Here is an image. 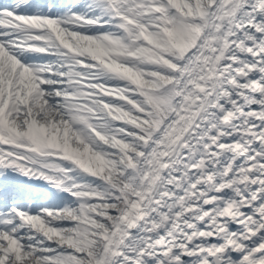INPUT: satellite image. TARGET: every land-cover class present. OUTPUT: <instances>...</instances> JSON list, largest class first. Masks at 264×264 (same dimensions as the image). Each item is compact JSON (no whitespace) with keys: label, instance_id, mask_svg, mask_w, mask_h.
I'll list each match as a JSON object with an SVG mask.
<instances>
[{"label":"bare ground","instance_id":"bare-ground-1","mask_svg":"<svg viewBox=\"0 0 264 264\" xmlns=\"http://www.w3.org/2000/svg\"><path fill=\"white\" fill-rule=\"evenodd\" d=\"M75 2L0 0V78L4 82L0 102L16 96L31 101V88L37 90L42 82L38 73L46 70L36 60L43 55L32 46L34 30L48 28L70 51L86 53L129 76L123 63L107 58L98 45L73 32L70 10L85 8L80 0ZM213 10L210 37L200 47L203 56L193 54L187 65L190 76L181 82L185 93L180 111L155 142L141 187L128 204L132 215L121 214L115 225L117 235L108 240L98 264H162L164 254L172 264H211L210 255L221 251L227 252L224 264H264V155L258 146L264 135V0H220ZM47 11L62 18L64 29L31 15ZM169 30L180 32L179 23L174 21ZM254 89L259 91L255 99L250 95ZM252 101L257 110L250 107ZM41 105L31 109L28 104L9 122V130L2 128L3 112L0 136L5 133L11 141L23 135L19 122L25 114H41ZM224 121L229 122L228 129ZM37 138L46 143L39 132ZM233 157L240 160L238 166L230 160ZM0 168L14 176L16 186L31 180L33 190L43 181L31 167L2 154ZM75 172L87 175L80 167ZM223 186L231 188V194L223 196ZM12 187L4 195L16 193ZM226 215L233 217L234 229L228 227ZM208 225L218 241L205 240L211 231ZM190 236L195 242L187 246ZM181 249L188 252V261L177 258Z\"/></svg>","mask_w":264,"mask_h":264},{"label":"rangeland","instance_id":"rangeland-1","mask_svg":"<svg viewBox=\"0 0 264 264\" xmlns=\"http://www.w3.org/2000/svg\"><path fill=\"white\" fill-rule=\"evenodd\" d=\"M75 1L79 3V0ZM80 1L85 6L83 11L70 10L73 32L80 33L87 41L98 45L107 58L123 63L129 76L117 73L140 91L137 71L119 58L124 46L121 35L126 27L133 25V17H138L141 13L140 19L146 22L150 16L155 23L153 24L161 28L178 48L181 61L174 69L172 78L175 96L170 101L160 104L165 118L148 136L146 148L139 155L140 159L136 164L138 180L128 199V192L121 189L118 184L112 181L107 183L106 178L90 176V173H93L92 161L84 157L87 150L94 145H100L98 142L111 146L107 137L101 136L95 129L96 124L117 123L115 114L100 95L102 93L112 95L105 85L106 80L101 77L102 68L108 72H111V69L104 67L102 63L86 53L73 52L65 48L48 28L32 31L35 36V40L31 41L32 46L43 55L41 59H36L39 61L37 63L46 72L38 73L42 82L37 90L35 87L31 88L34 92V96L30 97L31 101L25 100L26 96H16L7 103L4 99L0 102V115L4 112L3 116H5L2 118L1 125L3 129L9 130V122L17 119L28 104L31 105V109L43 104L41 105L42 113L24 115L25 120L19 122V126L26 132L19 135L20 138L13 137L10 141L7 134L0 136V154L12 159L14 163L31 167L34 175L43 177V181L38 182V187L32 190L30 189L31 180H21L24 186L34 193L30 203L17 206L10 200L8 204L0 205V237H2L0 238V264H26L25 262L29 264V260L37 264H89L90 255L87 256L86 247L80 244L84 243L82 236L88 233L85 229L89 226L81 215L88 214L87 205L91 195L106 194L112 199L109 204L113 210H119L114 214L111 231L105 235L102 249L95 262L98 264L99 258L107 250L108 240L117 235L115 225L121 214L128 211L129 217L132 215L128 204L135 198V194L141 187L146 160L154 149L158 137L169 128L180 111L181 98L185 93L181 88V82L190 76L187 74L189 72L187 65L193 54L203 56L200 47L210 37L209 29L212 27V18L215 15H212L214 4L220 0ZM195 10H198L197 16L193 14ZM31 15H41L40 17L53 27L61 26L64 29L62 18L54 15L52 11ZM174 21L179 23L180 32H170L169 28ZM3 83L0 78V93ZM39 100L43 102L39 103ZM4 103L6 104L3 105ZM34 110H32L33 113ZM254 110L257 109L254 108ZM36 129L46 145L38 141V138L36 139L38 136ZM114 155L117 159L126 158L119 152ZM233 162L235 166L240 164V160ZM79 167L87 173L86 176L76 175L75 170ZM6 172L0 168V177H3L0 179V191H5L10 185L12 187L19 184L13 183L14 176L7 175L8 172ZM7 176L9 180L5 182ZM86 180L93 181L97 188L81 189L80 186H83L82 183ZM246 180L247 177H245ZM12 188L15 189V187ZM222 194L228 196L231 194V188H227L226 191L222 189ZM116 197L124 202L121 208H117V202L114 199ZM0 199L3 200L6 197L0 196ZM33 203L35 206L30 207ZM94 209L99 216L103 215L102 209L97 207ZM206 209L208 208L205 207ZM79 224L87 225L84 227V232L79 230ZM93 227L96 226L93 225ZM97 234L98 231L95 236Z\"/></svg>","mask_w":264,"mask_h":264},{"label":"trees","instance_id":"trees-1","mask_svg":"<svg viewBox=\"0 0 264 264\" xmlns=\"http://www.w3.org/2000/svg\"><path fill=\"white\" fill-rule=\"evenodd\" d=\"M197 12L198 10L193 12L194 16L198 15ZM140 18L141 13L138 17L132 18L133 25L124 29L121 35L124 46L119 58L137 71L141 91L130 81L102 68L101 77L106 80L105 85L112 95L105 93L100 95L115 114L117 123L96 124V131L101 136H106L111 146L98 142L99 146L94 145L87 150L86 154L84 153V157L92 161L93 173L118 184L121 189L128 192V199L138 180L136 164L140 159L139 155L146 148L148 136L165 118L160 104L170 101L175 96L173 71L181 61L177 46L161 28L154 25L153 19L149 16V19L143 22L144 20ZM116 152L126 158L117 159L114 155ZM82 184L81 189L97 188L93 181L86 180ZM91 185L93 187H89ZM114 199H116L117 208H121L124 204L122 199L119 197ZM111 200V197L106 194H93L87 205L88 214L81 215L89 226L85 229L88 233L82 236L85 244L80 243L86 247L87 256L90 255L89 264H95L105 235L111 231L114 214L119 210H113L109 204ZM96 207L103 210V215H98L94 209ZM79 225V230L84 232V227L87 225ZM93 225L98 228L96 229ZM95 230L98 231L96 236Z\"/></svg>","mask_w":264,"mask_h":264},{"label":"water","instance_id":"water-1","mask_svg":"<svg viewBox=\"0 0 264 264\" xmlns=\"http://www.w3.org/2000/svg\"><path fill=\"white\" fill-rule=\"evenodd\" d=\"M262 56L264 57V53L262 54ZM263 79H264V74H263ZM250 95H251L252 98L255 99V98H257L259 96V91L257 89H254V90H252L250 92ZM250 107L253 108V109L256 108V105H255V102L254 101H252L250 103ZM223 126H224V128L228 129L229 122L228 121H224L223 122ZM258 146L260 148L261 154L264 155V135H262V137L260 138V141H259ZM232 160L233 161H239V159L238 158H235V157H233ZM92 176H95V175H92ZM247 182H248V180L245 181V183H247ZM223 190L226 191L227 190V187L224 186ZM251 202H254V201L251 200ZM205 205H206V203H205ZM203 218L206 220L208 218V216L207 215H204ZM225 220H227V224H228V227L230 229H234L236 227V223H235L233 217H231L230 215H228V216L226 215L225 216ZM208 226L211 229V226L210 225H208ZM205 240L207 242H215V241H218L219 240V236H218L217 233H214L213 232V229H211V231L206 234ZM194 242H195V237L194 236H190V237H188L185 240V244L187 246L193 245ZM177 255H178L179 260H181V261H184L185 262V261H188L189 260V254L184 249L179 250L178 253H177ZM226 255H227V252L226 251H221L219 254H215V253L211 254L210 255V262H211V264H224L225 263L224 257ZM161 263L162 264H172V261H171V258L168 257V255L164 254L161 257ZM201 264H203V263H201Z\"/></svg>","mask_w":264,"mask_h":264}]
</instances>
